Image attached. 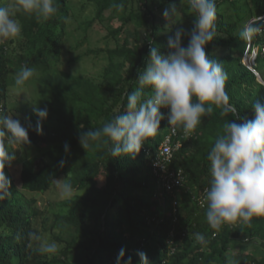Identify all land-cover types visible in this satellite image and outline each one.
Here are the masks:
<instances>
[{
    "label": "trees",
    "instance_id": "16d2710c",
    "mask_svg": "<svg viewBox=\"0 0 264 264\" xmlns=\"http://www.w3.org/2000/svg\"><path fill=\"white\" fill-rule=\"evenodd\" d=\"M13 2L0 0V5ZM171 2L54 0L58 10L47 21L34 14H17L23 26L18 45L27 47L23 61L31 65L38 63L40 56L29 53L56 52L58 58L61 53L78 50L92 25L107 31L105 46L97 42L90 49L105 62L98 74L77 78L63 101L37 104L48 110L47 118L40 122L42 134L35 130L38 117L34 111L7 110L11 60L21 58L15 55V48L13 54H5L2 45L8 39L0 38V114L31 125L30 144L21 143L26 154L19 163L20 186L9 176L7 165L4 169L11 180V194L0 200V264H116L122 248L123 259L131 257L132 264H139L137 253L141 251L147 254L149 264H264V216L247 222L238 219L216 230L207 222V204L202 208L198 203L210 186L207 156L215 139L223 134L224 124L237 118V122L252 119L253 104L264 102V83L254 73L264 81V55L260 53L264 46V0H215V33L205 51L222 65L227 77L225 91L235 112L224 113L223 106L212 104V112L201 117L194 130L185 132L182 126L170 125L168 109L161 108L164 119L160 128L134 157L113 156V142L105 137L90 141L86 148L79 142L81 132L100 129L127 111L128 94L139 87L138 72L146 67L150 47L166 54L168 37L175 28L187 25L186 29H191L195 13L187 0H175L174 13L164 17ZM116 4L122 8L113 7ZM73 22L77 23L76 41L67 49L71 41L67 43L65 36L73 35L68 30ZM247 26L256 31L243 38L241 32ZM249 39L251 48H259L254 71L242 57L249 51ZM187 43L188 37H182V44ZM39 89L50 91L51 96L44 99H51L55 84L41 79ZM144 92V99L152 94L149 88ZM168 135L175 149L158 168L154 162L162 159L161 147ZM65 144L70 146L67 152ZM32 149L35 153H27ZM177 175L183 176L181 184L173 182ZM57 179L71 183V198H58ZM40 193L48 201L44 207L37 203ZM32 232L55 242L59 251L41 254L38 243L29 237ZM196 233L204 235L206 242H198Z\"/></svg>",
    "mask_w": 264,
    "mask_h": 264
},
{
    "label": "clouds",
    "instance_id": "9594fccd",
    "mask_svg": "<svg viewBox=\"0 0 264 264\" xmlns=\"http://www.w3.org/2000/svg\"><path fill=\"white\" fill-rule=\"evenodd\" d=\"M188 6L195 13L191 29L181 26L175 28L168 37L169 51L161 53L158 47L151 46L148 53L146 67L138 72L139 87L128 94L127 111L115 115L102 128L80 133L79 142L82 147L89 146L90 141L107 138L112 143L110 149L113 156L130 154L135 156L143 142L155 136L160 128L164 114L161 108H167V120L170 125L182 126L185 132L194 130L201 122V117L212 112L210 105L223 106V112H235L229 105V96L225 91L226 74L222 65L209 58L205 46L212 41L216 19L215 0H187ZM113 7L118 10L122 5ZM54 0H14L13 3L0 5V38L8 39L2 50L5 54H13L21 61L11 60L13 67L9 71L8 94L10 86L23 87L27 81L35 76V71L49 72L38 79L37 87L32 89L34 114L38 117L36 132L42 134L41 121L48 116L47 108L37 106L38 103L50 104L65 100L67 89L72 87L77 78L64 68L67 78L61 84L56 78V72L51 71L62 65L61 53L46 55V52L32 56H40L38 63H26L23 60L28 53L24 52L18 37L22 35V24L16 19L18 13L34 14L37 19L47 21L57 12ZM175 11V0L164 9V17H170ZM256 29L247 26L241 32L243 38H250ZM188 37L187 46L182 44V37ZM45 44V43H44ZM13 56V55H11ZM54 56V57H46ZM48 59V60H43ZM68 62L70 60L68 59ZM10 63V62H8ZM22 66L21 70L19 67ZM71 76V78H70ZM50 80L55 84V91L51 99L50 91L39 89L40 80ZM14 80L12 84L11 81ZM149 88L152 94L144 99V89ZM195 98V99H194ZM8 99V98H7ZM24 102V100H22ZM33 102V103H32ZM27 104L25 101L23 104ZM8 106V101L6 100ZM3 104H0V111ZM17 108H21L18 107ZM24 110V108H21ZM9 110V108H7ZM15 111V109H13ZM26 111V110H25ZM254 117L239 118L224 124L223 134L215 139L207 159L210 161V186L200 196L198 203L206 207V219L211 228L219 230L225 223H232L238 219L247 222L254 216H264V102L257 100L253 104ZM31 125H25L17 117L0 114V200L9 196L11 180L5 174V167L14 159L15 155L7 150V145L14 143L30 144L29 130ZM65 144V151H69ZM63 165L64 161L61 160ZM183 176L178 182L181 184ZM56 186L64 198H71L73 188L69 182L56 180ZM207 200V201H206ZM215 234H213V237ZM29 237L38 243L41 254H56L59 247L55 242H48L35 233ZM195 239L201 244L205 243L204 235L195 234ZM139 264H149L147 254L138 252ZM125 250L122 248L116 257V264H132V258L124 260Z\"/></svg>",
    "mask_w": 264,
    "mask_h": 264
},
{
    "label": "rangeland",
    "instance_id": "374dc122",
    "mask_svg": "<svg viewBox=\"0 0 264 264\" xmlns=\"http://www.w3.org/2000/svg\"><path fill=\"white\" fill-rule=\"evenodd\" d=\"M169 20V18H168ZM77 26V23H69L68 30L73 33L70 37L65 36L67 39L66 42H70L67 45V49L70 47L71 44H74L76 41L75 36V27ZM187 28V25L185 29ZM107 33L106 30L103 28H100L97 30V26L94 24L91 26L90 30L88 31L87 39L83 41L82 45L79 47L78 50L75 51H66V53L62 56V65L59 67L54 64L55 68H52L51 71L56 72V78L59 80L61 84H64L67 81V78L65 76V73L63 71H59L61 68H64L65 71L70 72L71 74L75 76L84 75V76H90L94 77L98 74L101 67L104 65V60L100 56L94 55L90 52V49L96 46V43H99V46H105L104 45V35ZM112 44V42H111ZM248 52V51H247ZM83 54L82 57H79L78 60H75L74 57L76 55ZM243 60L244 58H249L246 52H243L242 54ZM68 59L70 62H68ZM49 72H43V71H35V76L31 78L29 81L25 83L23 87L20 86H10L9 87V94H8V108L12 111L17 106L24 108L26 111L33 110V105L30 103V101L33 99L32 95V89L37 87L38 79L42 77L44 74H47ZM11 83H14V80L11 81ZM24 100L27 101V104H23ZM33 103V102H32ZM10 153H13L15 155V159L7 165L9 169V176L13 179L15 184L17 186H20V178L18 176L19 170H20V161L22 160V156H24L26 153L23 151V146L20 143H14L11 144L10 149H7ZM27 153L33 154L35 153V150H29ZM61 181V179H60ZM30 195V193H27ZM43 193L38 194V200L37 203L41 207H44L47 204V200H45L42 196ZM57 196L58 198L62 199L64 197L61 196L60 190H57ZM56 211V210H55ZM54 212V211H52ZM56 241V240H55Z\"/></svg>",
    "mask_w": 264,
    "mask_h": 264
},
{
    "label": "built area",
    "instance_id": "2783aa9c",
    "mask_svg": "<svg viewBox=\"0 0 264 264\" xmlns=\"http://www.w3.org/2000/svg\"><path fill=\"white\" fill-rule=\"evenodd\" d=\"M250 43H251V41L249 39L248 40V43H247V49L249 50L247 52V55L250 57V56H252V54H254L255 57H256L257 54H258V52H259V48L258 47L251 48V44ZM260 50H261L260 53L262 55H264V46ZM254 63H255V58L253 59L252 66H253ZM172 132L175 134V131L174 130ZM171 139H172L171 135H168L165 138V140H164V142L162 144L161 152H160L161 155H162V159H157L154 162V165L156 167H158V168L161 167V166L163 167L162 164L164 163V161L167 160V159H170V157L172 156V153H173L175 147L172 146ZM175 146L178 147L179 144L177 143ZM174 179H175V182L177 183L178 180L180 179V175L179 176L177 175V177H174ZM169 187H170V184H169Z\"/></svg>",
    "mask_w": 264,
    "mask_h": 264
},
{
    "label": "water",
    "instance_id": "95a60500",
    "mask_svg": "<svg viewBox=\"0 0 264 264\" xmlns=\"http://www.w3.org/2000/svg\"><path fill=\"white\" fill-rule=\"evenodd\" d=\"M254 58H255V55H254V54H252V56H250L249 58H247V57L244 58V63H245L250 69H252L253 71H254V69L252 68V62H253V59H254ZM254 73L256 74L258 81L264 83V81L262 80L260 74L257 73L256 71H254Z\"/></svg>",
    "mask_w": 264,
    "mask_h": 264
}]
</instances>
